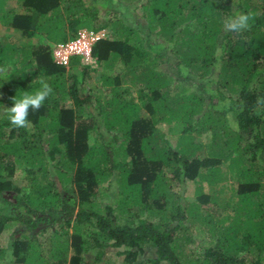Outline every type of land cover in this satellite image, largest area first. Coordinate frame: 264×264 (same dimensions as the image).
<instances>
[{"label": "trees", "instance_id": "1", "mask_svg": "<svg viewBox=\"0 0 264 264\" xmlns=\"http://www.w3.org/2000/svg\"><path fill=\"white\" fill-rule=\"evenodd\" d=\"M9 1L0 25L20 42L0 32V239L17 230L8 249L0 241V259L84 264L93 247L99 257L119 250L126 264H262L264 0H117L109 21L96 18L107 0H21L23 13ZM239 13L252 15L249 28L227 30ZM82 30L108 31L91 51L105 100L81 89L93 65L53 58ZM41 81L53 91L29 110L31 127L12 126L6 109ZM161 124L174 127L175 145ZM102 186L111 201L98 204ZM195 227L208 247L184 260ZM145 247L156 258L139 260Z\"/></svg>", "mask_w": 264, "mask_h": 264}, {"label": "rangeland", "instance_id": "2", "mask_svg": "<svg viewBox=\"0 0 264 264\" xmlns=\"http://www.w3.org/2000/svg\"><path fill=\"white\" fill-rule=\"evenodd\" d=\"M87 1H92V0H85ZM107 5L106 7H102L101 5H98V14H97V20L101 21H109L110 18L107 14L108 8L110 7H115L118 8L119 4L117 2V0H107ZM21 0H10L7 4H6V9L7 10H13L17 13H23L24 10L21 7L20 4ZM89 3V2H88ZM64 6V5H63ZM131 9V8H130ZM131 13V12H130ZM134 13H132L133 15ZM0 32L3 36H6L8 39L9 38H13L15 40V42H17L16 44H19L20 40L16 39V32L13 29H10L7 26H3L0 25ZM99 33L102 35L104 34V38L108 37V31L107 30H101L99 31ZM19 41V42H18ZM37 40L32 39L29 40L28 43H34ZM153 41V39H152ZM55 47V46H54ZM54 47H52V54H53V49ZM17 62V57L15 56L13 59H10L7 61L6 63V67L3 65V68H7V65H11L13 63ZM93 66L95 67V71L89 73L90 77L88 78V80L84 83V85H82L81 89H83L84 91H88L90 96L92 97V101H95L96 97H101L102 100H105L108 98V91L104 88L101 87L99 85V75L101 72L100 68L96 67L95 61L93 60ZM161 69L166 72L169 73L170 75H172L173 79L185 84L186 82L183 79V76L178 78V74L176 73L175 70H173L172 68H170L168 65H163L161 67ZM189 90L192 91H197L199 92L200 89L198 87V83H196V81H193V83L186 85ZM208 89V91H211V87H206ZM207 96H209L208 94H206ZM217 105H220V103L218 101ZM229 120L231 122V124L233 126H235L234 120H235V116L233 113H229ZM159 128L161 129V131L164 133L165 138L171 143V145H175L176 141H177V132L175 131L174 127L169 126V125H165V124H161L159 126ZM202 140V139H200ZM98 141H100V138L98 135H96L95 133L92 134L90 136V140L89 143L90 145L92 144H97ZM203 141V140H202ZM16 176L18 180H22L25 177V172L23 170V168L18 167V170L16 172ZM22 178V179H21ZM26 183L25 181L22 182L21 186H24V189L27 187L25 186ZM194 184H192L191 182H188L185 188V197L189 202H192L194 200ZM70 188V186H66V189ZM27 189V188H26ZM71 193V192H70ZM111 195H112V190L111 188L108 189L106 186H102L100 188V192L97 196V203L98 204H104V203H109L111 201ZM223 196H226L225 194ZM222 196V197H223ZM5 196H0V209L3 208L4 205V198ZM202 229V228H201ZM201 229H199L198 227H195L194 232H192V238L188 241V244L186 245V249L185 250V255H184V260H192L194 258H202L203 256V250L204 248L208 247V244L206 242H204V239L209 240V235H206L205 238L203 239L202 237V232ZM13 230H17V228H11L7 231H5L0 239L2 245L5 248H9V244L11 242V235ZM91 247L94 246V242H91ZM104 249V250H103ZM103 253L102 255L99 257L97 255V249H92L88 252V254L85 256V261L84 264H126L124 263L123 257L119 256L117 252H119V250L116 249H111V248H103ZM244 256V255H242ZM150 258H156L155 255V249L153 248H149V247H145V252L144 254L139 258V260H145V259H150ZM0 264H10L7 261H3L0 259ZM166 264V263H163ZM264 264V261L263 263Z\"/></svg>", "mask_w": 264, "mask_h": 264}, {"label": "clouds", "instance_id": "3", "mask_svg": "<svg viewBox=\"0 0 264 264\" xmlns=\"http://www.w3.org/2000/svg\"><path fill=\"white\" fill-rule=\"evenodd\" d=\"M250 19H252L250 13H239L235 18L226 22V29L233 32L245 30L250 26ZM52 91L53 89L48 83L41 81V88L35 93L23 92L19 99L14 98L12 106L6 109L10 124L16 128H30L29 110H39Z\"/></svg>", "mask_w": 264, "mask_h": 264}, {"label": "built area", "instance_id": "4", "mask_svg": "<svg viewBox=\"0 0 264 264\" xmlns=\"http://www.w3.org/2000/svg\"><path fill=\"white\" fill-rule=\"evenodd\" d=\"M101 38H104V34L82 30L74 41L55 45L53 49L54 61L59 65H67L72 56H78L83 64L93 65L92 46Z\"/></svg>", "mask_w": 264, "mask_h": 264}]
</instances>
